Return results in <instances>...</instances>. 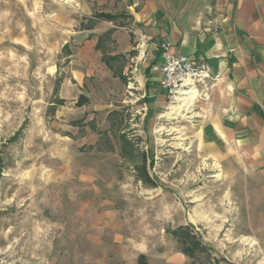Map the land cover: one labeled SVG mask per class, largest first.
<instances>
[{"label":"rangeland","instance_id":"374dc122","mask_svg":"<svg viewBox=\"0 0 264 264\" xmlns=\"http://www.w3.org/2000/svg\"><path fill=\"white\" fill-rule=\"evenodd\" d=\"M96 13L97 0H0V264H192L172 235L188 225L220 264H264L258 175L207 146L213 86L168 116L182 102L147 99L135 34L123 78L103 60L120 57L113 33L89 48Z\"/></svg>","mask_w":264,"mask_h":264},{"label":"crops","instance_id":"0c3cea01","mask_svg":"<svg viewBox=\"0 0 264 264\" xmlns=\"http://www.w3.org/2000/svg\"><path fill=\"white\" fill-rule=\"evenodd\" d=\"M97 5L99 13L120 18L99 21L89 30L98 35L89 48L113 30L116 51L111 55L125 64L115 63L118 67L109 73L123 78L133 35L145 34L147 59L139 65L137 79L157 106L168 99L160 74L151 68L163 62L160 46L166 41L173 54L202 60L221 76L208 107L207 146L251 165L264 195V0H97ZM110 5L119 7L112 12ZM80 76L85 77L78 72Z\"/></svg>","mask_w":264,"mask_h":264},{"label":"built area","instance_id":"2783aa9c","mask_svg":"<svg viewBox=\"0 0 264 264\" xmlns=\"http://www.w3.org/2000/svg\"><path fill=\"white\" fill-rule=\"evenodd\" d=\"M149 38L145 34H136V50L138 57L134 59L133 70L138 71L139 65L147 59ZM171 43L166 41L160 48L163 62L152 66L151 70L161 76V88L166 92L171 105L191 96L193 91L220 81V75H213L208 65L193 57L175 55L171 52Z\"/></svg>","mask_w":264,"mask_h":264},{"label":"trees","instance_id":"16d2710c","mask_svg":"<svg viewBox=\"0 0 264 264\" xmlns=\"http://www.w3.org/2000/svg\"><path fill=\"white\" fill-rule=\"evenodd\" d=\"M94 18L97 21H116L120 16L118 15H112V14H105V13H96L94 15ZM113 31H109L107 34L103 36V38H99L97 48L99 50H103V43L104 40L111 36ZM66 47L65 49H67ZM120 57H110V56H104L103 60L105 63L110 67L111 62H115L119 60ZM64 101H59L58 104H63ZM86 103V99L84 97H81L78 102V106H82ZM115 115H118V113H111L109 114V117H114ZM79 123V122H78ZM74 124H77V122H74ZM123 135V134H122ZM123 140H125V136H121ZM126 142V141H125ZM139 177L145 183L146 185L154 186V183L152 182L151 178L149 177L147 167H146V160L142 161V164L139 168ZM173 237L176 239V241L179 244L181 252L189 257L192 260V264H220L219 260L212 258V248L209 244H206L201 237L194 231V228L190 225L188 226H182L177 228L175 231L172 232ZM206 254L208 256V263H200L199 258L201 255ZM141 259H145L144 256L140 257ZM144 264V263H141ZM231 264V263H229Z\"/></svg>","mask_w":264,"mask_h":264},{"label":"bare ground","instance_id":"6f19581e","mask_svg":"<svg viewBox=\"0 0 264 264\" xmlns=\"http://www.w3.org/2000/svg\"><path fill=\"white\" fill-rule=\"evenodd\" d=\"M197 97H198V93L196 91H193L190 97L180 100V102H182L181 106L171 108L172 112L167 115L168 116L175 115V114L181 115V113L183 112L182 109L186 107L188 104H193V102L196 100Z\"/></svg>","mask_w":264,"mask_h":264}]
</instances>
